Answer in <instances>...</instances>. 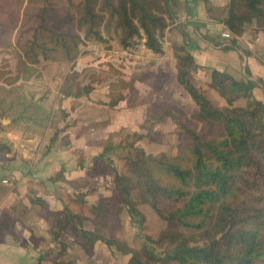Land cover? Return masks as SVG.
<instances>
[{"label": "crops", "instance_id": "1", "mask_svg": "<svg viewBox=\"0 0 264 264\" xmlns=\"http://www.w3.org/2000/svg\"><path fill=\"white\" fill-rule=\"evenodd\" d=\"M229 2L165 0L168 25L161 37L162 52L154 54L151 63L146 59L141 63L147 65L128 70L130 83L112 106L111 80L93 83L86 93L60 90L58 79L47 81L41 101L42 82L37 79L0 81V112L11 110L0 113V155L5 156L0 159V264L116 263L114 249L99 239L90 248L80 234L81 229L93 230V223L84 218L87 206L109 196L115 186V149L101 157V142L111 134L118 144L121 129L139 133L151 103L190 114L198 111L176 81L174 45L183 44L192 56L197 65L192 77L214 106L227 102L207 86L212 70L249 84L255 99L264 104V33L251 25L232 32L225 23ZM226 31L228 37L223 36ZM48 104L66 113L57 127L45 123L55 119L45 116ZM243 104L241 97L233 101L234 106ZM122 217L127 229L128 215Z\"/></svg>", "mask_w": 264, "mask_h": 264}, {"label": "trees", "instance_id": "2", "mask_svg": "<svg viewBox=\"0 0 264 264\" xmlns=\"http://www.w3.org/2000/svg\"><path fill=\"white\" fill-rule=\"evenodd\" d=\"M164 3L165 0H25L26 5H35L39 23L33 29L32 41L26 46L18 43L17 47L25 62L35 64L39 54L48 57L47 50H55V46H46L45 41L50 40L71 60L78 55L80 41L101 38L97 27L105 18H116L123 47L133 37L142 36L146 47L159 54L162 32L168 25ZM50 15L73 21L82 36L48 27L45 19ZM0 16L19 18L1 9ZM225 23L234 33H240L245 25L264 33V0H230ZM42 33L48 36L38 39L37 34ZM68 37L73 39V46L67 44ZM173 54L176 81L198 106L190 117L179 108H161V120L170 118L180 130L174 153H145L137 145L143 136L133 132L131 141L120 140L118 144L110 134L101 142L100 156L105 157L116 147L128 150L126 160L139 180L141 200L159 218L177 222V226L159 231L154 243L163 247L160 252L146 249L153 264H264V104L255 99L249 84L212 70L207 86L227 102L214 106L192 77L197 65L185 46L174 45ZM122 88L113 96L110 85V106L121 99ZM238 97L244 100L242 106L233 105ZM152 105L155 104L148 106V116H152ZM3 154L0 159L5 158ZM106 160L112 163L109 157ZM113 171L115 186L111 194L88 205L84 213V218L93 223V230L81 229L80 234L90 248L99 239L116 252L130 254L125 264H144L136 251L127 246L120 249L113 233L102 234L107 224L112 230L120 228L123 209L133 224L144 221V215L129 198L133 184L115 168Z\"/></svg>", "mask_w": 264, "mask_h": 264}, {"label": "rangeland", "instance_id": "3", "mask_svg": "<svg viewBox=\"0 0 264 264\" xmlns=\"http://www.w3.org/2000/svg\"><path fill=\"white\" fill-rule=\"evenodd\" d=\"M13 2L2 0L0 5V9L8 11L10 17L13 15L19 16L15 20L5 19L4 16H0V41L3 43L0 46V81L12 82L18 76L37 79L42 82L41 91L38 94L40 101L44 98L43 93L46 82L52 80L56 82L57 79V87L60 90L75 93H86V90L90 89L93 83L111 80L113 87L112 94L116 96L119 93L120 87H125L130 83L128 80V70L131 71L133 68L138 67V65L151 63L149 61L150 58H147V63H141L146 60L144 57L145 51L142 49V54L139 52L141 57H128V54L122 53L121 50L123 48L128 49V46L136 49V44L142 39V36L133 37L129 44L123 47L120 43L121 32L117 26L116 18H105L97 27L101 38L80 41L78 43V55L74 59H67L64 49L58 47L53 41L47 40L45 44L48 49L55 46V50H47L48 57L39 54L38 62L35 64L27 63L22 59L21 51L17 47V44L26 46L32 41L33 29L39 23L38 11L36 7L34 8L35 5H26L25 0H14ZM53 16L50 15L45 19L48 27L66 34H78L80 37L82 36V33L76 28L73 21H69L61 15H56L54 19ZM44 36L48 35L46 33L37 34L38 39H42ZM67 40V44L73 46V39L68 37ZM6 102L5 104H7ZM3 105L0 103L1 109H3ZM48 105L50 108L48 106L43 107L47 110L46 115L45 113L44 115L55 116V119L52 120L51 118L50 121L45 120V123L47 122L50 127L52 125L57 127L60 119H64V114L66 115V113L59 107H54L52 104ZM161 108L165 107L157 104L152 105V116H144L143 121L139 125L138 131H140L139 133L143 137L137 142V145L142 147L145 153L149 155L174 153L179 140L180 130L174 122L168 117L164 118L165 120L162 119L163 121L161 120L163 117L161 116L163 113ZM2 112L11 114V110L8 109H4ZM184 113H186L187 117L191 115L189 112ZM5 117L11 118L10 116ZM133 132L136 131H131L130 129L128 131L119 130L117 135L120 138L119 140L129 142L133 139ZM127 154L128 150L116 147L114 151L116 163L112 159L111 161L116 164L115 170L133 184L134 187L130 190L129 198L131 199V203L144 215V221L140 225H135L130 222L128 215L127 229H124V217L122 216L127 215V213L123 209L120 228L112 230L110 225L107 224L102 229V234L109 236L113 233L120 249L127 246L128 249H132L140 255L144 264H153L147 257L146 249L153 248L156 252H160L163 247L154 243L159 231L167 226H177V222L159 218L149 204L141 200L140 191L137 187L139 180L127 163ZM117 253V261L114 264H125L130 254H128V259L126 260L124 254Z\"/></svg>", "mask_w": 264, "mask_h": 264}, {"label": "built area", "instance_id": "4", "mask_svg": "<svg viewBox=\"0 0 264 264\" xmlns=\"http://www.w3.org/2000/svg\"><path fill=\"white\" fill-rule=\"evenodd\" d=\"M223 36L228 37L229 36V32H227V31L224 32L223 33ZM136 47H137L136 49H132L131 47L128 46V49L123 48L121 51L124 54H128V57H138V56L141 57L140 53L142 54V52H141V49H142V50L145 51L144 57L146 59L147 58L148 59L151 58L155 54L151 49H149L148 47H146V45L144 43V38L140 39V41L137 42ZM3 182L6 183L7 180L4 179Z\"/></svg>", "mask_w": 264, "mask_h": 264}]
</instances>
